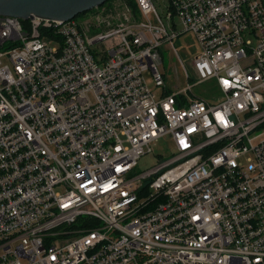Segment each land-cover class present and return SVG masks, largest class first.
Here are the masks:
<instances>
[{
  "label": "built area",
  "instance_id": "1",
  "mask_svg": "<svg viewBox=\"0 0 264 264\" xmlns=\"http://www.w3.org/2000/svg\"><path fill=\"white\" fill-rule=\"evenodd\" d=\"M128 3L0 16V264H264V0ZM185 32L219 101L167 83Z\"/></svg>",
  "mask_w": 264,
  "mask_h": 264
},
{
  "label": "rangeland",
  "instance_id": "2",
  "mask_svg": "<svg viewBox=\"0 0 264 264\" xmlns=\"http://www.w3.org/2000/svg\"><path fill=\"white\" fill-rule=\"evenodd\" d=\"M123 1L120 4L118 0H114L112 3L111 1L106 2L94 11L83 13L76 18L80 19V22L86 19V21L90 19H93L94 21V15L96 11H100L104 7H106V9H112L111 13L113 11H122ZM125 1L130 9L133 10L134 13H136V7L131 6L128 3V0ZM155 6L158 12L162 16H165V13L167 11L166 0H155ZM173 43L174 45L165 44L162 47L163 61L161 69L166 73L168 85L174 90H178L187 87L188 84H195L193 85V90L196 96H199L202 99L207 100L208 102L219 101L222 97V93L219 90L214 79L207 80L203 83L198 82L200 80V74L194 67V59L200 51V46L195 35L191 32H185L184 34L176 38ZM180 59L183 60V63L186 66L189 75L192 77L191 80H188ZM148 80L149 86L153 89V91L157 95H161L163 93L162 88L157 87L151 79ZM174 149V143L171 138H169L168 136L159 138L153 144V153L141 157V159L139 160L137 171L141 172L157 165L160 160H165L170 157ZM244 162H246V159H244Z\"/></svg>",
  "mask_w": 264,
  "mask_h": 264
},
{
  "label": "water",
  "instance_id": "3",
  "mask_svg": "<svg viewBox=\"0 0 264 264\" xmlns=\"http://www.w3.org/2000/svg\"><path fill=\"white\" fill-rule=\"evenodd\" d=\"M109 0H0V16L28 21L34 16L69 21Z\"/></svg>",
  "mask_w": 264,
  "mask_h": 264
},
{
  "label": "trees",
  "instance_id": "4",
  "mask_svg": "<svg viewBox=\"0 0 264 264\" xmlns=\"http://www.w3.org/2000/svg\"><path fill=\"white\" fill-rule=\"evenodd\" d=\"M133 6L135 7L134 3H133ZM23 23H24L25 25H28V24H29V21H25V20H23ZM46 33H47V31H45V30L42 29V35H44V34H46Z\"/></svg>",
  "mask_w": 264,
  "mask_h": 264
}]
</instances>
